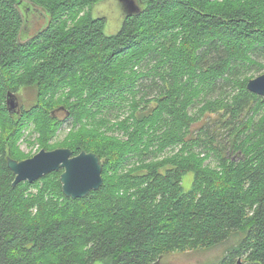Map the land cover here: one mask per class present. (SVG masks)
<instances>
[{"label":"trees","instance_id":"1","mask_svg":"<svg viewBox=\"0 0 264 264\" xmlns=\"http://www.w3.org/2000/svg\"><path fill=\"white\" fill-rule=\"evenodd\" d=\"M103 1L0 0V264H157L238 233L217 264H264V99L246 90L264 70V0H141L112 34L92 15ZM23 3L48 17L25 41ZM218 84L235 94L208 99ZM28 88L34 106L8 113L7 92ZM57 112L81 127L62 146ZM29 123L39 150L96 154L101 187L67 198L60 171L12 187Z\"/></svg>","mask_w":264,"mask_h":264},{"label":"rangeland","instance_id":"2","mask_svg":"<svg viewBox=\"0 0 264 264\" xmlns=\"http://www.w3.org/2000/svg\"><path fill=\"white\" fill-rule=\"evenodd\" d=\"M104 3H99L97 7H93L92 13H94V16L101 14V12L105 13L109 19L110 22V30L107 31V28L105 29L109 34L115 33L116 30H118L114 26V21L119 15V10L116 4H114L113 0H106L103 1ZM99 6V7H98ZM35 10H39L38 7H33ZM95 9V10H94ZM101 12H99V11ZM40 11V10H39ZM97 13V14H96ZM47 18L44 14V12L41 10L40 12L31 11L26 15V22L21 28L20 36L22 37L23 41H25V38H28L31 34L39 32L41 28H43L47 23ZM117 25H119V22H116ZM114 26V27H113ZM261 63L264 62V57L259 59ZM264 74V70L261 68L254 67L247 76L251 77V79ZM219 83V82H218ZM149 90V89H148ZM146 92H149V91ZM236 90L232 88L230 85L227 87L226 85H223L222 87L220 84H218L214 88V92L209 96L208 99H220V98H226L229 96L234 95ZM151 97L153 95V92L148 93ZM18 100L23 106V111H26L30 109L35 104V93L32 88L28 89H22L19 94L16 95ZM197 106H200V103H198L195 106V109L192 110V113L196 112ZM125 112V111H124ZM124 112H121L123 114ZM64 113H55V116L59 118L60 121H62V125L60 126L61 129L57 131L55 137L51 140V145L62 146L67 138V136L70 134V132L77 133L81 127L77 125L76 127H73L72 124H70L69 120L64 121ZM123 115H120V111L117 109H111L109 111L108 119L111 122L118 120H121ZM115 135H119L118 131L113 132ZM37 134L34 132V127L32 123L26 124V127L22 130V136L18 142L19 152L23 154V156H29L28 158L32 157L36 153H38L39 147L38 144L35 143V139L37 138ZM117 138V137H116ZM119 139V138H118ZM32 143V145L30 144ZM63 148V147H62ZM57 149V148H56ZM182 147L180 146H174L173 148L169 149L165 157L172 156L173 154L179 153L181 151ZM200 152V151H197ZM231 157L233 159H237V155L231 154ZM27 159V158H26ZM207 163H209L211 166H215L216 162L214 158H210L207 160ZM192 181V175L186 174L182 179V187L185 190H188L190 188ZM32 192V191H31ZM242 235L233 234L228 240L225 242L218 244L214 246L211 249H199V250H193V251H186V252H176L172 253L170 255H166L162 257L157 264H217L219 263L224 257L227 256L229 253H233L235 247L241 240ZM242 262H245L243 258L240 259ZM94 264H111L110 259H103L98 260L94 262Z\"/></svg>","mask_w":264,"mask_h":264},{"label":"water","instance_id":"3","mask_svg":"<svg viewBox=\"0 0 264 264\" xmlns=\"http://www.w3.org/2000/svg\"><path fill=\"white\" fill-rule=\"evenodd\" d=\"M118 1L134 9L133 0ZM246 90L264 99V74L250 79L246 83ZM5 106L8 113L15 115L12 112L18 110L16 94L7 92ZM20 115L21 112L15 117H20ZM6 165L14 176L12 187L24 182L33 184L43 176L60 171L59 181L62 193L73 200L81 199L91 191H97L102 184V167L99 158L96 154L85 151L73 155L68 148L49 151L42 149L32 157L21 161L6 158ZM236 264L253 263L242 262L238 259Z\"/></svg>","mask_w":264,"mask_h":264},{"label":"flooded vegetation","instance_id":"4","mask_svg":"<svg viewBox=\"0 0 264 264\" xmlns=\"http://www.w3.org/2000/svg\"><path fill=\"white\" fill-rule=\"evenodd\" d=\"M104 1H106V0H104ZM113 2H114V4H116L117 5V7H118V10H119V15H118V17L115 19V21H114V26L117 28V29H119L120 28V26L122 25V23L127 19V18H129V17H132V16H135V15H137V14H139L140 13V5H141V0H133V2H134V6H132L134 9H132L130 6H128L127 4H124V3H120L118 0H113ZM101 3H104V2H101ZM100 3V4H101ZM19 4H21V3H19ZM99 4V3H98ZM98 4H96L95 6L97 7V5ZM94 6V7H95ZM33 7H36V6H34V5H32V4H30V3H23L22 4V8H21V6H19V9L21 10L22 9V15H23V25H22V28H23V26H24V24H25V22L27 21L26 20V15L29 13V12H31V11H34V12H36V11H38V12H40L41 11V9L39 8V10H35ZM95 7V8H96ZM99 7V6H98ZM93 9V8H92ZM95 10V9H94ZM97 11H99V10H97ZM99 12H101V11H99ZM97 14V13H96ZM92 15H93V17H95V18H99V19H103L104 20V23H105V29L107 28V26H108V29H107V31L108 30H110L111 28H110V22H111V20L109 19V17L105 14V13H103V12H101V14H99L98 13V15H96V16H94V13H92ZM116 22H119L120 24L119 25H117V23ZM47 23H48V18H47ZM47 23H46V25L43 27V28H41L40 30H39V32H36V33H33V34H31L28 38H25L26 40H28V39H30V38H32L33 36H35V35H37L38 33H40L46 26H47ZM113 26V27H114ZM117 31V30H116ZM115 31V32H116ZM17 103H18V110L16 111V112H12L13 114H20V112L23 110L22 108H23V106H22V104L20 103V101L18 100V98H17ZM57 113H59V112H57Z\"/></svg>","mask_w":264,"mask_h":264}]
</instances>
